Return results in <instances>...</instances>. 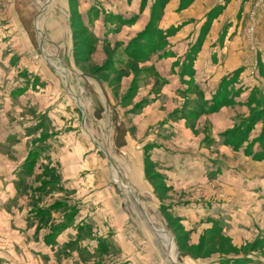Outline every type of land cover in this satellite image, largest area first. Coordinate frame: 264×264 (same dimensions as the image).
Here are the masks:
<instances>
[{"label": "rangeland", "instance_id": "rangeland-1", "mask_svg": "<svg viewBox=\"0 0 264 264\" xmlns=\"http://www.w3.org/2000/svg\"><path fill=\"white\" fill-rule=\"evenodd\" d=\"M88 1L72 0L75 54L80 62H90L98 48L100 53L104 52L102 61L101 54L96 57L98 62L92 65V70L109 75L115 89L124 86L122 99L126 104L133 101V93L137 94L134 90L140 87L141 100L150 87L162 95V90L170 86L165 80H169V72L161 69L166 62L157 64L159 71L156 74L153 71L156 76L153 79L140 78L144 74L142 69L153 55L155 61L170 56L164 52L167 38L185 23L165 27L175 20L176 11L189 9L194 0H175L171 4V0H150V12L145 16L142 14L148 0L142 1L140 12L133 16L106 11L97 2L87 11L78 8V4ZM215 3L205 27L210 28L219 19L221 48L217 49L214 62L221 67L219 72L206 73L204 77L209 81L195 78L194 60L199 52L196 47L189 58L169 65L180 76L190 74L185 84L174 85H180V94L174 90L155 119L140 114L139 119L146 124L142 123L145 127L135 135L157 143L146 148L144 154L147 180L155 192L150 190L143 195L133 189L128 193L123 187L121 192L123 202L129 206H126L128 215L135 222L133 228L148 225L147 229L143 228L147 235L141 239L140 247L155 253L137 254L140 264H174L169 255L173 253L169 236L173 238V235L182 251L194 259L221 256L218 264H264V0H216ZM52 4V0H0V264H133V253H117L113 243L104 239L98 244L93 242L98 246L97 253L82 248V240L88 235H79L75 242H56L64 226L56 225L55 221L62 213L75 212L69 190L51 164L38 165L34 159L20 165V148L16 150L12 146L20 135L31 136L35 131L33 124L42 121L34 115L27 123L29 116L21 112L20 105L5 113L9 109L5 94L11 89L7 80L13 79L7 75L16 76V82L12 83L15 86L19 82L17 77L30 74L20 66L18 53L13 50V36L17 35L14 27L19 30V19L25 21L38 48L40 37L35 26L42 23V18L37 14ZM25 10L31 12L27 14ZM35 56L29 51L30 60ZM126 58L143 61L141 64L128 61L124 65L117 62ZM137 78L140 84L135 83ZM158 102L164 103L165 99ZM173 108L176 111L168 115ZM212 112H218V117L207 118ZM166 116V121L172 124L164 126L158 121ZM132 119L129 117L127 123H132ZM9 125H14L17 132H11ZM155 149L160 157L188 156L189 184L183 192H171V187L163 182L165 175L179 177L186 167L182 164L178 171L173 166L174 173L166 174L161 170H165L170 160L159 158L158 164L151 162L150 155ZM112 154L118 159L119 154ZM115 164L110 166V176L118 175L121 179L122 173L130 175L128 168L118 170ZM127 183L123 184L127 186ZM160 202L176 206L162 209ZM164 213L169 215L170 228ZM160 230L165 233L159 234ZM174 250L177 252L176 244ZM235 256L236 259L228 258ZM172 258L176 264H191L179 253H174Z\"/></svg>", "mask_w": 264, "mask_h": 264}, {"label": "crops", "instance_id": "crops-1", "mask_svg": "<svg viewBox=\"0 0 264 264\" xmlns=\"http://www.w3.org/2000/svg\"><path fill=\"white\" fill-rule=\"evenodd\" d=\"M142 1L89 0L78 4V8L87 11L97 2L106 11L114 10L116 13H126V16H133L136 12H140ZM173 1L175 0H171L169 4ZM215 2L216 0H194L192 7L189 9L174 13L175 20L165 28L177 27L182 22L185 24L181 25L179 29L175 30L174 34L167 38L168 43L164 52L170 53V56L165 59L170 60V63L167 64L165 60L155 61L156 56L153 55L154 57L150 58L148 64L145 63L146 65L142 69L143 77H140L146 79L156 78L155 74L157 70L159 71L157 64L166 62V65L162 66L161 69H164V71L167 69L169 72L168 78L170 81L167 78L165 80L170 83V86H166L167 89L164 92L162 90V95H158L150 87L142 100L139 99L141 96L140 87V89L134 90L137 91V94L133 93L134 99L130 104H126L122 99L124 86L115 89L108 80L109 75L98 74L92 70V65L98 62L96 57L101 54L102 61L104 52L100 53L98 48L91 55L93 59L87 63L80 62L76 56V44L74 42L76 27L73 25L71 17L72 0H52L53 4L50 7L38 11L37 16L42 18V23L35 26L40 37L38 48L31 37L29 27L25 24V21L19 19L20 29L14 27L17 35L13 36V42L15 43L13 50L16 54L18 53L20 66H24L30 74L17 77L19 82L15 86L12 83L16 82V76L11 73L7 75L9 79H13L11 81L7 80L11 89L9 92L6 91L5 94L8 97L6 103L9 104V109L5 113L12 112V108L20 105L21 112L29 116L26 118L27 123L30 119L33 120L34 115L41 117L42 121L33 124L35 131L31 136H29L30 134L28 136L20 135L17 137L19 141L14 139L15 142L12 146L16 150L20 148V165L24 166V164L34 159L38 165L42 163L51 164L56 170L60 182L65 184L69 190V199L71 203L73 202L75 212L62 213L59 219L55 221L56 225L64 226L60 236L56 238V242H75L79 235L82 237L88 235L82 240V243H84L82 248L87 247L88 252L97 253L98 241L104 239L113 243L117 253H133V264H140L139 253H155L152 250L140 247L141 239L147 235V231L144 229H147L148 225H143L140 229L133 228L132 225L135 222L128 215L127 209L129 210V208H126V206H129L123 202L122 187L128 193H132L131 190L133 189L143 195L150 192V190L153 193L155 192L154 186L147 180L144 154L146 148L155 147L157 143L151 141L150 138L142 140V137H137L135 134L141 132L145 127L142 125L146 124V122L143 123L139 119L140 114L143 112L145 115L149 114L150 118L152 116L155 119L160 115L158 111L159 109L162 110V104L166 105V99L172 97L173 91L175 90V93L180 94V85L178 87H174V85L185 84V80L187 81L190 77V74L180 76L181 73L176 72V70L172 71L169 65H174L179 59L186 60L189 58L190 52L197 47L199 52L194 60L193 69L195 78L199 81L207 80L204 77L206 73L219 72L221 67L218 66V68L214 63L217 49L221 48L218 45L220 29L217 27V23L219 19L210 28L205 27L208 19L207 15L214 8ZM149 4L150 0H148V5L142 16L150 12ZM168 7L166 6V8ZM26 12L28 14L31 11L25 10ZM26 17L28 18L29 15H26ZM188 21L191 22L188 23ZM138 22L128 27V30L131 27L134 28ZM12 24H14L13 21ZM262 32L264 33V31ZM29 51L36 54L33 60L28 57ZM121 51L123 54V50ZM12 57L13 54L6 60H10ZM128 61L141 64L143 60L126 58V60L118 59L117 62L124 65ZM148 68H152L151 71H148ZM138 80L137 78L135 83ZM138 83L140 84V81ZM161 98L165 99L164 103L158 102ZM167 101L169 102V100ZM147 110L149 113H147ZM175 111L176 109H171L170 112L168 111V115H172ZM218 115V112H212L207 118H215ZM129 117L133 118L132 123H127ZM166 120L167 116L158 122H161L160 124L164 123V126L172 124ZM8 129L11 132H17L14 131L16 130L14 125H9ZM20 130L22 131V128ZM167 140L169 139L165 138V141ZM114 152L119 154V160L113 156L112 153ZM173 155L176 157L174 158ZM173 155L160 157L161 154L155 149V152L150 155V159L154 164H158L159 158L170 160V164H165V170H161L166 174L167 172H173L172 168L174 167L179 171L183 168L182 164H184L186 169L184 171L180 170L179 177L165 175V181L163 182V184L166 183L167 186L171 187L169 191L183 192L189 184L186 176L189 158L183 154ZM112 163H116L115 166L118 170L128 168L130 175L126 176L122 173L121 179L118 175L117 177L116 175L110 176ZM173 163H177V165ZM116 168L114 174L117 173ZM169 168L172 170L170 171ZM171 178H173V181ZM122 182H128L127 186ZM58 195L60 196V194ZM170 205L171 203L160 202L159 208L173 207L174 209L176 206ZM167 211L170 212V210ZM55 213L53 211L52 214ZM164 214L169 227V215ZM159 232L165 233L164 230ZM169 237L173 242V253L171 255L169 251V255L174 264H176L172 258L174 253H179L191 264H218L222 258L221 256L191 258L182 251L174 235L173 238ZM81 238L79 239L81 240ZM94 241L97 244H93ZM175 244L177 252L174 250ZM73 253H76V251L74 250ZM228 258L236 259V256Z\"/></svg>", "mask_w": 264, "mask_h": 264}]
</instances>
